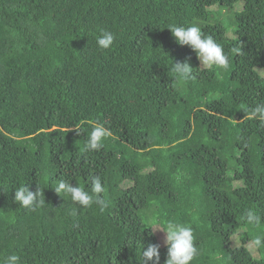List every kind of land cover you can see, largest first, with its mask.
Instances as JSON below:
<instances>
[{
    "label": "trees",
    "instance_id": "trees-1",
    "mask_svg": "<svg viewBox=\"0 0 264 264\" xmlns=\"http://www.w3.org/2000/svg\"><path fill=\"white\" fill-rule=\"evenodd\" d=\"M193 24L227 69L167 29ZM184 60L187 82L172 71ZM262 102L264 0H0V264H142L149 244L164 264L142 213L191 225L190 264H264L251 245L264 236V122L248 118ZM94 122L112 132L99 151L85 150ZM92 176L102 213L54 191L90 190ZM25 184L42 191L35 210L14 202Z\"/></svg>",
    "mask_w": 264,
    "mask_h": 264
},
{
    "label": "clouds",
    "instance_id": "clouds-1",
    "mask_svg": "<svg viewBox=\"0 0 264 264\" xmlns=\"http://www.w3.org/2000/svg\"><path fill=\"white\" fill-rule=\"evenodd\" d=\"M167 29L170 30L178 45L188 46L196 54L200 65L203 67L207 69H227L229 67V57L224 53L223 47L211 36H204L200 27L194 24L187 27L170 25ZM114 40L115 37L111 32L103 31L96 37V44L100 50H108L113 45ZM232 51L238 52L239 49L234 48ZM172 71L179 81L187 82L193 79V69L187 60L173 63ZM248 118L264 122V102L258 103L252 108ZM111 136L112 132L108 128L94 122L85 144V150L99 151L104 146V139ZM90 184V190H85L83 187L61 179L57 182L54 191L59 196L61 194L70 196L73 202L84 208L95 204L102 213L108 207V202L99 195L104 191L101 178L92 176ZM41 196H43L42 191H30L26 184L14 190V202L29 210H35L40 206ZM243 219L253 227L261 223L260 215L251 209L244 214ZM146 224L148 225L147 229L159 230L164 233V245L167 248V259L164 264H190L197 254L191 225L176 221H161L158 216L147 218ZM251 245L255 248L264 246V236L256 235L251 240ZM159 249L160 245L149 244L141 252L142 264H159ZM3 264H20V257L16 254L9 255Z\"/></svg>",
    "mask_w": 264,
    "mask_h": 264
},
{
    "label": "rangeland",
    "instance_id": "rangeland-1",
    "mask_svg": "<svg viewBox=\"0 0 264 264\" xmlns=\"http://www.w3.org/2000/svg\"><path fill=\"white\" fill-rule=\"evenodd\" d=\"M237 7L240 8V6H237ZM237 7H236V9H237ZM222 13H223L225 16H224V15H221V16L218 15V17H219V18H222V19H226V11L222 9ZM228 13H229V11H227V14H228ZM227 27H228V26H227ZM228 34H230V30H229ZM128 169H131V168L128 167ZM126 184H128V183H126ZM141 216H142V220H143V222L146 223V216H145V214L142 213ZM154 231H155V234H156V236H157V240H158V242H159V243L164 242V233H163L162 231H159V230H154Z\"/></svg>",
    "mask_w": 264,
    "mask_h": 264
}]
</instances>
